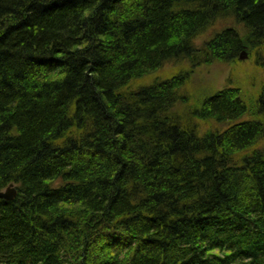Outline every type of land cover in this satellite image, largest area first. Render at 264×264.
<instances>
[{
  "label": "trees",
  "instance_id": "trees-1",
  "mask_svg": "<svg viewBox=\"0 0 264 264\" xmlns=\"http://www.w3.org/2000/svg\"><path fill=\"white\" fill-rule=\"evenodd\" d=\"M224 16L240 28L193 43ZM242 50L248 98L141 80ZM9 183L0 264H264V0H0Z\"/></svg>",
  "mask_w": 264,
  "mask_h": 264
},
{
  "label": "rangeland",
  "instance_id": "rangeland-1",
  "mask_svg": "<svg viewBox=\"0 0 264 264\" xmlns=\"http://www.w3.org/2000/svg\"><path fill=\"white\" fill-rule=\"evenodd\" d=\"M224 26L240 28L233 18L224 16L196 36L193 43L201 46L202 42L212 37L215 32L223 29ZM251 55L247 54L246 59H238L235 62L213 61V63L197 64L195 67H190L187 61L183 59L180 61L169 60V62L159 67L158 70L150 72L141 80H143L142 82H151L158 79H168L170 76L180 72V70H188L190 71L188 80L180 90L188 92L191 96L193 94L194 97L192 99L190 96L191 101L193 99L200 101L202 97L226 86L241 88L248 98V96L257 94L260 81L262 80L260 68L253 62V55ZM209 123L212 122H201L200 128L202 132L211 127Z\"/></svg>",
  "mask_w": 264,
  "mask_h": 264
},
{
  "label": "water",
  "instance_id": "water-1",
  "mask_svg": "<svg viewBox=\"0 0 264 264\" xmlns=\"http://www.w3.org/2000/svg\"><path fill=\"white\" fill-rule=\"evenodd\" d=\"M239 54H240L239 55L240 60H244L247 58V54L245 50H242ZM16 194H17V189L13 183H9L5 190H0V198L6 201L13 200Z\"/></svg>",
  "mask_w": 264,
  "mask_h": 264
}]
</instances>
